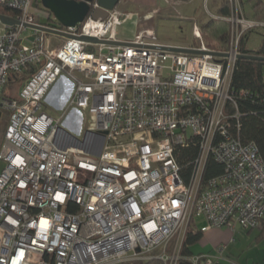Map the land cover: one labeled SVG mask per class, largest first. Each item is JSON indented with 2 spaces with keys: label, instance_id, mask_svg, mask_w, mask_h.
Listing matches in <instances>:
<instances>
[{
  "label": "built area",
  "instance_id": "2783aa9c",
  "mask_svg": "<svg viewBox=\"0 0 264 264\" xmlns=\"http://www.w3.org/2000/svg\"><path fill=\"white\" fill-rule=\"evenodd\" d=\"M228 2L224 45L205 44L197 23V44L172 45L195 53L161 48L168 44L154 26L120 39L127 14L117 7L65 27L41 0H0L18 20L0 22V107L9 111L0 149V264H217L221 246L180 255L194 219H205L202 232L259 226L264 161L254 142L242 141L238 111L227 112V104L236 107L230 82L241 38L264 21ZM26 24L113 43L63 37L49 47L46 32ZM29 65L34 71L19 93L5 95L9 73ZM60 78L70 95L54 118L42 106ZM81 111L88 119L78 138L62 118L73 112L72 124L83 125ZM193 136L200 152L186 182L175 151ZM209 156L223 171L203 182Z\"/></svg>",
  "mask_w": 264,
  "mask_h": 264
},
{
  "label": "trees",
  "instance_id": "16d2710c",
  "mask_svg": "<svg viewBox=\"0 0 264 264\" xmlns=\"http://www.w3.org/2000/svg\"><path fill=\"white\" fill-rule=\"evenodd\" d=\"M259 4V1L255 4ZM230 12V5L228 0H222L220 7L217 11L218 18H209L205 21V27H211V25L221 24L223 21L221 17L228 16ZM0 13L14 16L16 12L8 9L4 6H0ZM253 18L257 20H264V10H255ZM226 22V21H225ZM220 27V25H218ZM264 28V27H263ZM227 30V29H226ZM250 32V31H249ZM247 32L240 42L239 51L240 54L256 55L264 57V36L262 40L256 46H251V42L248 39ZM227 32L223 31L220 40L225 42ZM34 71V66L29 65L21 72H10L8 75V81L4 87L5 89L10 85H20L22 87L27 79ZM264 60L258 59H245L238 58L235 62L234 70L231 76L230 89L234 93L236 100V107L232 103L227 104V112H235V108L238 111V120L240 124L239 136L244 142H254L258 154L264 161ZM240 91H245L246 95L242 96ZM7 113L6 118H9V111L0 107L1 114ZM234 125V118H231ZM7 124V123H6ZM6 126L4 128L5 132ZM4 135V133H3ZM200 139L197 136H193L186 146L177 147L175 153L176 158L180 164L181 176L186 182H189L192 176V166L195 159L200 152ZM223 171V167L220 163L215 161L212 157H208L204 170L202 172V181L206 182L209 178L220 174ZM263 220V219H262ZM261 220V221H262ZM260 221V223H261ZM260 225V224H259ZM240 226V225H239ZM258 227V226H256ZM255 228V227H252ZM250 229V228H249ZM200 231V230H199ZM192 232L190 228H187L184 239L181 245L180 255L189 256V247L198 241L200 238V232ZM176 237H174L168 244L167 250L171 252L175 243ZM137 264H164L158 259H151L147 262H141ZM177 264H190L185 259H180Z\"/></svg>",
  "mask_w": 264,
  "mask_h": 264
},
{
  "label": "rangeland",
  "instance_id": "374dc122",
  "mask_svg": "<svg viewBox=\"0 0 264 264\" xmlns=\"http://www.w3.org/2000/svg\"><path fill=\"white\" fill-rule=\"evenodd\" d=\"M133 1H142V0H133ZM154 0H151L152 4L145 5H136L133 4L132 0H123V2H119L117 4V10L121 13L127 14L123 22V26L121 29H128L130 27H135V22L137 21V29H141L143 26H154L158 35V41L160 43H166L170 46L172 45H181L188 46L197 44L195 37L193 36L192 29L194 23L200 27V31L202 33L203 41L205 44H208L211 47H219L218 45L221 43L220 36L223 31L228 32V25L225 20L220 21V27L217 24L211 25V27H205V21L209 19L207 7H209V0H187V1H179V0H155L157 5H154ZM222 1V0H221ZM151 18L146 19L145 15L152 13ZM250 7H245V14L249 13ZM210 14V13H209ZM119 28V29H120ZM49 35H46V39ZM226 39V38H225ZM59 40V38H57ZM56 40V41H57ZM257 40H262L261 36H258ZM259 41V42H260ZM259 42L250 44L251 46H256ZM59 42L58 44H60ZM57 45V44H56ZM68 81L60 78L58 79L49 92L46 94V99L50 102L49 104H44L42 106V110L57 118L62 112L63 109L54 108L51 103L54 102L57 105H61L64 102V98L67 95ZM72 113L67 112L62 121L64 122V126L73 125L72 124ZM83 125L79 121L74 122L73 126L80 131L78 135V131L71 130L78 137L81 138V131L87 126V112L81 111L80 115ZM66 127V126H65ZM68 129V127H66ZM198 222V221H197ZM199 224V222H198Z\"/></svg>",
  "mask_w": 264,
  "mask_h": 264
},
{
  "label": "crops",
  "instance_id": "0c3cea01",
  "mask_svg": "<svg viewBox=\"0 0 264 264\" xmlns=\"http://www.w3.org/2000/svg\"><path fill=\"white\" fill-rule=\"evenodd\" d=\"M123 2V0H120ZM259 1V4L255 5ZM133 4L136 5H145V4H152L151 0H142V1H133ZM240 9L242 10L243 14L246 17L253 18V14L255 10H264V0H237ZM154 5H157L158 2L155 0L153 1ZM221 0H209V7H207L208 16L209 18L215 16L218 17L217 11L220 7ZM249 6L250 11L249 13L245 14V7ZM211 15H210V14ZM254 19V18H253ZM264 21V20H262ZM123 24V23H122ZM118 27V36L120 39H129L131 38L134 33L138 30L137 21L134 24L135 27H130L128 29H121ZM120 28V29H119ZM49 37L46 39V43L49 47H56L59 45V42L63 41V37L52 34L46 33ZM258 36L263 38L264 36V28H257L252 30L248 34V39L250 40L251 44L259 42L257 40ZM59 38V40H57ZM227 38V37H226ZM57 40V41H56ZM225 42H221L219 45H224ZM57 44V45H56ZM20 85H10L5 89L6 95L8 96H15L19 93L21 87ZM70 95V88L67 89V95L65 96L64 102L61 105H57L56 103L52 102L51 105L56 109H62L63 106L66 104ZM50 101V100H49ZM48 100V104L50 103ZM7 113L1 114L0 116V149L4 138V128L7 125L8 118ZM4 167V161L0 159V172ZM199 224H198V222ZM206 223L203 217H198L194 219V224L190 228L192 232H198L200 227H202ZM200 232V238L197 242L192 244L189 247L190 255H197L203 253H212L214 250L221 246V259L218 261L217 264H264V218L261 221L260 225L255 228H243L239 225H235L233 228L229 227H220V228H210L204 232Z\"/></svg>",
  "mask_w": 264,
  "mask_h": 264
},
{
  "label": "water",
  "instance_id": "95a60500",
  "mask_svg": "<svg viewBox=\"0 0 264 264\" xmlns=\"http://www.w3.org/2000/svg\"><path fill=\"white\" fill-rule=\"evenodd\" d=\"M119 2L120 0H41L42 5L53 14L55 19L61 25L65 27H74L80 24L89 14L93 18H104L107 15L108 11L114 9ZM0 22L5 25H14L18 23V20H16L11 15L0 13ZM25 26L30 29H38L46 33H52L67 38L76 37L84 41L113 43L112 41L99 40L96 37L91 36H75L70 33L55 30L41 25L26 24ZM161 48L178 52H199L198 50L190 49L187 47L170 45H163L161 46ZM215 55H221V53H215ZM238 58L264 60V57L247 54H239Z\"/></svg>",
  "mask_w": 264,
  "mask_h": 264
},
{
  "label": "bare ground",
  "instance_id": "6f19581e",
  "mask_svg": "<svg viewBox=\"0 0 264 264\" xmlns=\"http://www.w3.org/2000/svg\"><path fill=\"white\" fill-rule=\"evenodd\" d=\"M66 125V124H65ZM67 127H69V128H74V126L73 125H66Z\"/></svg>",
  "mask_w": 264,
  "mask_h": 264
}]
</instances>
